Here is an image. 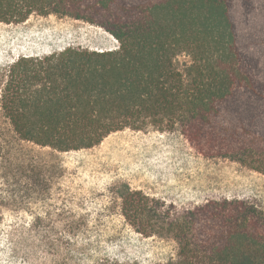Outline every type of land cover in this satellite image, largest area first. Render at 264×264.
<instances>
[{"label": "trees", "instance_id": "16d2710c", "mask_svg": "<svg viewBox=\"0 0 264 264\" xmlns=\"http://www.w3.org/2000/svg\"><path fill=\"white\" fill-rule=\"evenodd\" d=\"M33 15L81 20L114 46L23 55L4 69L0 108L22 141L69 152L157 130L264 175V0H0V24ZM116 194L135 233L175 244L155 264H264V213L245 200L178 209L128 185ZM41 246L36 264H139Z\"/></svg>", "mask_w": 264, "mask_h": 264}, {"label": "rangeland", "instance_id": "374dc122", "mask_svg": "<svg viewBox=\"0 0 264 264\" xmlns=\"http://www.w3.org/2000/svg\"><path fill=\"white\" fill-rule=\"evenodd\" d=\"M69 46L103 50L114 40L99 27L57 15L0 24V89L4 69L17 57ZM0 146V264L43 261L47 238L84 260L166 261L173 242L143 238L121 217L122 185L178 209L240 199L264 213L263 174L205 158L178 133L126 128L90 149L57 152L22 141L0 108Z\"/></svg>", "mask_w": 264, "mask_h": 264}]
</instances>
